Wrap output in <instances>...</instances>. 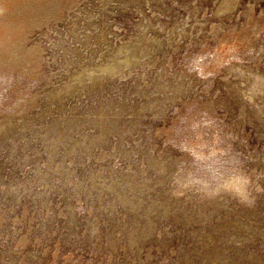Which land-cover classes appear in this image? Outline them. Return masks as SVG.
I'll return each mask as SVG.
<instances>
[{
  "label": "rangeland",
  "instance_id": "obj_1",
  "mask_svg": "<svg viewBox=\"0 0 264 264\" xmlns=\"http://www.w3.org/2000/svg\"><path fill=\"white\" fill-rule=\"evenodd\" d=\"M0 264H264V0H0Z\"/></svg>",
  "mask_w": 264,
  "mask_h": 264
}]
</instances>
